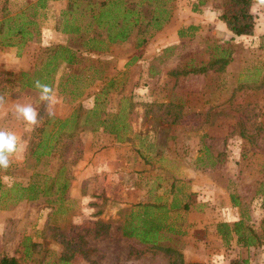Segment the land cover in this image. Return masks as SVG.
Returning a JSON list of instances; mask_svg holds the SVG:
<instances>
[{
  "label": "rangeland",
  "instance_id": "obj_1",
  "mask_svg": "<svg viewBox=\"0 0 264 264\" xmlns=\"http://www.w3.org/2000/svg\"><path fill=\"white\" fill-rule=\"evenodd\" d=\"M226 1L69 0L67 4L56 1L42 7L36 0H0V50L17 49L15 60L10 56L8 66L0 62V117L9 119L11 129L27 144L21 158H13L8 169H0V255L14 254L22 264L169 263V255L162 250L138 237L123 235V226L135 223L142 213L141 205L123 200L117 212L111 208L104 211L108 203L100 195L110 192L120 199H130L128 190L136 174L124 169L113 180L101 178L99 173L93 179H84L85 185L81 180L87 132L96 131L102 120L104 131L116 138L129 140L132 135L134 143L136 138L151 141L149 147L138 145L150 157L145 162L131 161L134 145L123 150L126 166L137 169L133 172L140 173L150 185L157 176L162 182L166 180L158 164L166 170L172 164L157 159L162 151L187 154L186 144L193 143L196 156L188 161L205 170L212 169V173L207 171L208 178L221 187L220 217H225L224 213L230 217L228 209L232 208L235 217L243 221L242 231L252 236L251 245L233 248L237 251L234 258L246 260V264H264V5L258 1L251 4L255 25L250 36H231L209 24L207 32L180 39L175 52H170L169 47L163 49L148 67L140 65L132 70L127 62L124 68L119 62L130 56L132 48L146 47L154 32L168 20V14L202 7L220 14ZM125 13L128 17L124 20ZM48 23L47 27L77 24L85 28V32L63 36L67 45L71 42L83 49L79 56L64 44H42L41 30ZM18 26L31 34L23 38L11 34L13 44H4L2 35ZM123 27L129 32L131 45L114 55L107 36ZM100 39H105L104 43H99ZM88 50L101 53L92 57L86 54ZM24 51L27 56L20 65ZM138 51L143 54L145 49ZM69 55H73L70 63L65 60ZM219 57L227 58L221 70L214 67L204 73L176 77L170 74L176 69L207 65ZM162 58L171 61L164 65L163 60L159 61ZM104 60L107 63L101 71L107 73V79L97 90L93 108L87 109L92 103L86 104L84 92L94 82L88 79L99 74ZM147 69L159 71V77L146 76ZM136 75L139 79L131 81ZM36 80L44 84L48 81L53 89L51 102L45 104L34 85H25ZM167 103L169 107L160 106ZM18 104H31L37 109L38 124L33 131H26L29 126L17 117ZM59 105L68 109L67 116L52 114V108L61 109ZM167 108L178 110L174 123H170L174 114L166 113ZM21 123V128L15 130ZM168 141H173V146ZM32 183L37 188V198L15 202L21 192L19 186L28 188ZM29 191L23 190V195ZM163 196L168 193L164 191ZM148 210L149 215H159L161 222H167L164 211L162 214L154 207ZM182 218V214L177 217ZM163 232L164 245L169 240L173 247H182L179 238ZM235 237L233 234L231 239L212 243L211 248L219 251L212 264L229 259ZM62 255L68 257L67 261H62Z\"/></svg>",
  "mask_w": 264,
  "mask_h": 264
},
{
  "label": "crops",
  "instance_id": "obj_2",
  "mask_svg": "<svg viewBox=\"0 0 264 264\" xmlns=\"http://www.w3.org/2000/svg\"><path fill=\"white\" fill-rule=\"evenodd\" d=\"M38 3L41 4L42 7L46 6V3L50 4L53 2H69V0H36ZM74 1V0H73ZM81 1V0H79ZM255 3V2H254ZM47 4V5H48ZM77 13V12H75ZM56 16L55 13H53ZM79 14L77 13V16ZM220 14H216L212 12L207 7H202V9L197 11H174L172 14H168V20L164 22L160 28H158L154 32V36L150 39L146 47L143 46H137L135 48L130 47L131 53L130 56H127L126 59H120L121 67L124 68L125 63L127 62L130 67L138 68V66L143 65V67L146 65L147 67L150 66V61L154 60L155 56H158L161 51L165 48L169 47L170 52H175L177 50L176 44L180 41V39L184 37L191 38L193 35H198L199 33H203V31L207 32V30L210 28L209 24H213L219 29L222 28V30L227 31L228 34L231 36L233 35L228 28L226 27L225 23L219 18ZM79 16L87 17L84 13L80 14ZM48 18V17H47ZM52 20L53 17L51 16ZM94 18V15H93ZM98 18V17H96ZM50 19V15H49ZM57 20V18L55 19ZM98 25H101V22H98ZM104 24V23H103ZM50 23L46 24V26L42 27L41 33H42V44L48 45V44H66V40H64V35H71L78 34L80 31L85 32V28L81 25H73V27L63 28L52 25L49 26ZM58 25V24H57ZM214 27V28H216ZM224 28V29H223ZM108 29V28H107ZM89 30V29H87ZM128 35L123 40L115 39V40H109V48L110 51H115L114 55L116 53H119L122 49H127L131 45V39L129 38V32H127ZM240 36H250V35H240ZM108 37V36H107ZM238 37V36H237ZM54 39V40H53ZM109 39V38H108ZM106 39V41H108ZM102 40V42H99ZM99 43H104L105 39H100ZM68 43V47L75 50L76 54L78 55L79 51L83 50L79 45L72 43ZM27 49V47H25ZM144 48L145 52L143 54H140L138 49ZM15 50L12 48H3L0 50V62H3V65H7L9 63L10 56L13 60H15ZM17 52V51H16ZM86 53V52H83ZM101 52L95 51V50H88L86 54H89V56H97ZM12 54V55H11ZM121 54V53H120ZM118 54L117 56L119 57ZM27 56L25 51L22 53L19 58V64L23 61ZM79 56V55H78ZM105 56V55H104ZM173 54H171L169 57H172ZM101 56H99L100 58ZM113 57V56H112ZM121 57V56H120ZM104 58H111V57H104ZM164 65L167 64L169 61H171V58L167 59H161L159 61H162ZM97 61V60H96ZM103 64L99 74L95 76L93 79L89 78L88 80L94 81L91 85L86 88V91L84 92V99L86 104H91L88 107H85L87 109H92L94 104V99L98 98L97 92L99 89L103 86V81L107 79V73L101 71L105 68L107 60L102 61ZM8 66V65H7ZM90 66V65H89ZM163 67V66H162ZM23 68V67H21ZM93 67L91 66L90 69ZM89 69V67H88ZM164 73V72H163ZM165 74V73H164ZM155 76L159 77V71L149 72L147 69L146 76ZM85 76V74H84ZM176 77V76H172ZM139 79V75H136L132 80ZM175 80V78H173ZM98 90V91H97ZM60 106V105H59ZM59 107L56 106V108H52L51 112L55 116L62 118L67 116V110L62 105ZM73 112V111H72ZM89 112V111H88ZM6 117L8 115L6 114ZM11 121L9 119L5 120L2 117H0V129L8 130L11 132H14L9 125ZM13 123V121H12ZM100 123L102 125L98 126V129L88 131V135L86 136L85 141V148L82 156V165L80 166V170L82 173V179L84 180L86 178H92L96 176L98 173L101 178L106 176V178L109 180H113L116 178V173H121L124 169L131 170V174H136L137 177H135V180H133L128 192L130 194V199H120L117 195L113 193H104L101 194L100 197L102 199H105L108 203L106 205V208L104 211L107 210V208H111L113 212H117L121 206V202L123 200H129L132 205H144L147 204L149 207H154L156 210H162L165 214L168 215L167 222L160 221L159 215L151 216L156 221L160 222V234L163 236L166 232L163 231H169L172 238L177 237L183 242V245L181 247L183 259L185 262H199L202 264H212L213 260H216V257H219V251L212 249V243L222 241V236L218 233L217 225L220 222L227 221V222H233L238 220L235 217L234 210L232 208L228 209L230 217L222 216L220 206V193L221 187L219 183L216 180H213L211 177L208 178L207 171L212 173V169L205 170V168H201L197 165L191 164L188 160L193 156L195 158L193 146L194 144L191 142H188L189 144H186L188 146V153L184 151H171L168 149H165V151H162L160 155H158L157 159H160L161 161H166L170 164L168 166V170H166L165 166L162 167L160 164L157 166L160 167V171L162 174V177L166 178L165 181H161L160 177H155V183L150 185V181H143V176H141L140 173L137 171V169H130L126 166L127 164V157H124V147L129 148L133 145L136 147V149L133 151L131 150L130 153V159L133 160H149L150 157L145 155L142 151H140L138 148V145L140 144L143 147H149L152 146L150 140H139L137 139V142L134 143V140L131 138L129 140H121L120 138H116L115 136L106 133L104 131L103 127V121L101 120ZM22 123L20 124V127L16 128L15 130H19L21 128ZM25 126H27L25 124ZM97 128V127H95ZM93 129V128H92ZM15 133V132H14ZM16 134V133H15ZM171 144L173 146V141L169 142L168 144ZM129 146V147H128ZM153 146H155L153 144ZM134 152V153H133ZM178 152V153H176ZM167 158V159H166ZM144 168V167H143ZM205 170V171H204ZM172 175V176H171ZM175 175V176H173ZM90 176V177H88ZM180 178V179H179ZM170 179V181H168ZM87 181L84 180V185ZM118 183V181H116ZM168 188V191H166ZM225 191L224 189H222ZM167 192L168 196H163V192ZM86 191H84V194ZM126 195V193H124ZM167 195V194H166ZM91 197H94L93 194H91ZM198 203H196V201ZM149 209V208H148ZM224 209V208H223ZM143 210V209H142ZM143 212V211H142ZM225 212V211H224ZM179 214H182L183 218L178 220L177 217ZM175 216V217H174ZM228 216V215H227ZM178 220L179 222H177ZM183 222V226L180 228L179 223ZM231 249L228 251L229 259H226V261H222V264H229L230 259L234 258L236 256V249L233 248H239L240 244L237 243L236 237L232 239L231 241ZM217 251V252H214ZM215 256V259H213V256ZM3 255V254H2ZM0 255V257L2 256ZM7 256H14L15 258H18V256L14 254H6ZM20 261V260H19Z\"/></svg>",
  "mask_w": 264,
  "mask_h": 264
},
{
  "label": "trees",
  "instance_id": "obj_3",
  "mask_svg": "<svg viewBox=\"0 0 264 264\" xmlns=\"http://www.w3.org/2000/svg\"><path fill=\"white\" fill-rule=\"evenodd\" d=\"M258 0H228L223 4V7L221 9L219 18L225 23L228 30L236 36L240 35H252L254 31V25H255V17L250 11L251 4L253 2H257ZM105 4V2H102L101 5ZM105 12H108L105 11ZM104 14V13H103ZM128 15L125 13L123 16V19H127ZM32 23L33 21H28V23ZM11 34L20 35L21 38H23L25 35H30L31 32L25 29L24 27H16L14 31L8 30L7 33L2 35L3 40L2 41L6 45H12V41L10 40ZM128 35L126 27L119 28L118 30L114 31L111 35L108 36L109 40H123ZM59 48L66 49L64 46H58ZM67 50V49H66ZM68 51V50H67ZM73 55H69L65 60L66 62L70 63L72 61ZM227 63L226 57H219L214 59L213 61H210L207 65H201L197 68L192 69H181V70H173L170 71V74L172 75H185L188 73H204L205 71L216 68V70H221L224 65ZM25 74V73H23ZM48 85V81L45 82ZM50 84V82H49ZM25 85L27 86H33V81L26 82ZM169 103L163 104L160 106L169 107ZM170 109V108H169ZM166 109V113L174 114L173 119H171L170 123H174L177 118L178 110L172 111ZM65 188V184L61 187V192ZM30 190L29 194L23 195V190ZM19 190L21 191L18 193L15 197V202L17 200L21 199H29L33 200L36 199L38 196L37 188L35 187V183H32L28 188L19 186ZM233 200V196H231ZM235 204V203H234ZM143 212L141 214H138L137 221L135 223H129L126 226H123V235L124 236H135L140 238L143 242L149 243L152 245L153 248H157L165 252L169 255L170 260L168 264H202L199 262H185L183 259L181 248L173 247L172 241L167 240L166 242L168 244H163L162 242L165 241V237H163L160 234V222L156 221L150 215L148 214V208L149 205L144 204L142 205ZM243 228V221L237 220L233 222L231 225L227 222H221L217 225L218 233L222 236L223 239L229 238L231 239V236L234 234L236 236V241L240 245H246L249 246L253 243L251 234H245L242 231ZM250 232H253V230H249ZM162 239V240H160ZM62 261H67L68 257L66 255H62L60 257ZM0 264H22L20 261L15 258L14 256H7L6 254H3L0 257ZM229 264H246V260L239 259V258H232L229 261Z\"/></svg>",
  "mask_w": 264,
  "mask_h": 264
},
{
  "label": "clouds",
  "instance_id": "obj_4",
  "mask_svg": "<svg viewBox=\"0 0 264 264\" xmlns=\"http://www.w3.org/2000/svg\"><path fill=\"white\" fill-rule=\"evenodd\" d=\"M258 3L264 5V0H258ZM34 87L40 92V100L45 104L53 100V89L40 80L34 81ZM3 98L0 97V103ZM15 112L18 118H21L29 127L26 131H33L38 124L39 113L31 104L16 105ZM51 115V113H49ZM27 150V144L18 137L14 132L0 129V169H8L13 158L19 159Z\"/></svg>",
  "mask_w": 264,
  "mask_h": 264
}]
</instances>
